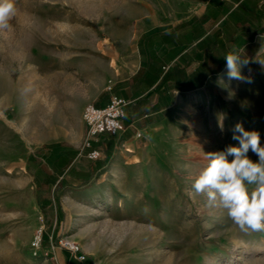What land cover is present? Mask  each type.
Masks as SVG:
<instances>
[{
	"label": "rangeland",
	"instance_id": "rangeland-1",
	"mask_svg": "<svg viewBox=\"0 0 264 264\" xmlns=\"http://www.w3.org/2000/svg\"><path fill=\"white\" fill-rule=\"evenodd\" d=\"M182 1L14 0L15 15L0 28V264H69L61 240L76 243L88 264H264V231L240 230L192 189L207 153L238 146L232 139L237 123L258 131L264 146V91L260 106L248 110L240 94L227 98V85L188 114L186 126L160 127L153 162L130 167L128 179L90 196L65 191L69 219L57 237L51 234L49 247L43 239L36 244L50 234L51 215L37 203L28 155L51 142L83 147L84 107L118 55V33L132 25V8L143 2L169 11ZM51 75L58 80L53 88ZM112 85L107 78L104 89ZM50 99L65 125L35 142V132L15 124Z\"/></svg>",
	"mask_w": 264,
	"mask_h": 264
},
{
	"label": "crops",
	"instance_id": "crops-1",
	"mask_svg": "<svg viewBox=\"0 0 264 264\" xmlns=\"http://www.w3.org/2000/svg\"><path fill=\"white\" fill-rule=\"evenodd\" d=\"M141 3L132 8V25L118 33V55L91 98L97 107L105 106L111 94L129 100L125 129L116 135L102 134L93 142L92 147L101 151L97 160L88 157L89 149L81 143L69 141L46 143L26 160L37 203L51 215L45 248L51 234L57 237L69 219L61 197L65 191L90 196L128 179L130 167L153 162L160 127L176 121L179 128L186 126L188 114L194 115L204 99L217 97L223 86L229 88L228 99L241 95L243 109L259 107L263 99L264 67L255 61L264 60V0H183L169 11ZM233 50H242L249 59L241 73L252 83L228 78L224 56ZM107 78L113 80L111 90L104 89ZM48 82L53 88L57 77L51 75ZM65 122L64 113L50 99L15 125L25 133L35 132L39 142ZM60 181L57 206L54 189ZM64 255L69 264H78L68 251Z\"/></svg>",
	"mask_w": 264,
	"mask_h": 264
},
{
	"label": "clouds",
	"instance_id": "clouds-1",
	"mask_svg": "<svg viewBox=\"0 0 264 264\" xmlns=\"http://www.w3.org/2000/svg\"><path fill=\"white\" fill-rule=\"evenodd\" d=\"M14 0H0V28H8L15 15ZM228 78L252 83L241 69L250 61L243 51L233 50L224 56ZM262 67L264 60L256 59ZM232 139L238 146L206 154L208 163L195 178L192 189L205 195L209 206L223 209L228 218L242 231H264V146L260 133L245 130L241 123L232 129ZM258 160L253 161L249 152Z\"/></svg>",
	"mask_w": 264,
	"mask_h": 264
},
{
	"label": "built area",
	"instance_id": "built-area-1",
	"mask_svg": "<svg viewBox=\"0 0 264 264\" xmlns=\"http://www.w3.org/2000/svg\"><path fill=\"white\" fill-rule=\"evenodd\" d=\"M112 86L109 87L111 90ZM131 102L116 94H111L109 101L103 107H97L93 103L85 105L82 118L86 126V138L84 148H90L93 142L102 134L116 135L125 129L124 119L127 114V107ZM88 157L96 160L101 157V151L93 149L88 152ZM38 236L37 245L42 240ZM61 245L65 247L71 255L78 261L85 264L86 256L80 250V247L71 241L61 240Z\"/></svg>",
	"mask_w": 264,
	"mask_h": 264
},
{
	"label": "trees",
	"instance_id": "trees-1",
	"mask_svg": "<svg viewBox=\"0 0 264 264\" xmlns=\"http://www.w3.org/2000/svg\"><path fill=\"white\" fill-rule=\"evenodd\" d=\"M87 149H89V152L91 151V150H93L94 148L93 147H90V148H87ZM88 154V153H87ZM99 159V158H98ZM97 160V159H96ZM61 182L62 181H60L58 184H56V186H55V189H54V199H55V201H56V204H57V206H58V203H57V201H58V199H57V193L59 192V191H61V189H62V185H61ZM88 186H85L83 189H85V188H87ZM42 210H43V213H44V215H47V213H45V211H44V209L42 208ZM57 215H59V212H57ZM47 217V216H46ZM58 225H59V222L57 223V226L56 227H58ZM54 235V234H53ZM55 236V235H54ZM43 240H42V244H44V241L47 239V237H44V238H42ZM85 263H87L86 261H85ZM78 264H81L80 262H78ZM83 264V263H82ZM88 264V263H87Z\"/></svg>",
	"mask_w": 264,
	"mask_h": 264
},
{
	"label": "bare ground",
	"instance_id": "bare-ground-1",
	"mask_svg": "<svg viewBox=\"0 0 264 264\" xmlns=\"http://www.w3.org/2000/svg\"><path fill=\"white\" fill-rule=\"evenodd\" d=\"M0 116H3L4 117V114H0Z\"/></svg>",
	"mask_w": 264,
	"mask_h": 264
}]
</instances>
